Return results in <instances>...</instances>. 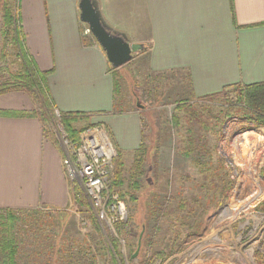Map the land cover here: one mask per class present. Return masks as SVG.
<instances>
[{"label":"rangeland","instance_id":"374dc122","mask_svg":"<svg viewBox=\"0 0 264 264\" xmlns=\"http://www.w3.org/2000/svg\"><path fill=\"white\" fill-rule=\"evenodd\" d=\"M7 1L18 9L16 0ZM81 29L85 38L91 37L84 34L85 25ZM5 55L0 70L15 73L19 62L13 48L8 46ZM108 74L114 82L111 112L86 114V119L70 124V131L89 126L105 131L114 151L107 185L118 199L124 189L112 186L118 163L126 178L134 151L144 148L135 202L123 200L126 216L118 229L102 222L82 185L67 178L65 208L40 215L0 213L2 218H18L12 234L19 264H243L238 250L241 256L251 254V264H264V118L240 100L242 91L230 89L198 101L184 91L179 75L145 69L140 52L117 69L108 64ZM194 115L203 118L205 128ZM43 124L46 137L64 156L67 133L59 114L53 111L52 120ZM191 125L196 151L185 154ZM243 158L251 163H243ZM197 161L209 163L211 174L202 173ZM224 174L230 187L223 204L215 207L213 186L220 185ZM228 237L235 241L215 254H186L205 241L216 242L211 246L217 249Z\"/></svg>","mask_w":264,"mask_h":264},{"label":"crops","instance_id":"0c3cea01","mask_svg":"<svg viewBox=\"0 0 264 264\" xmlns=\"http://www.w3.org/2000/svg\"><path fill=\"white\" fill-rule=\"evenodd\" d=\"M77 3L18 0L24 51L47 73V95L57 113H110L114 82L100 48L87 38L83 43ZM99 4L108 26L143 46L145 69L179 75L196 100L264 83V0ZM33 110L24 92L0 95V213L59 210L69 202L63 153L46 137L41 118L5 114Z\"/></svg>","mask_w":264,"mask_h":264},{"label":"trees","instance_id":"16d2710c","mask_svg":"<svg viewBox=\"0 0 264 264\" xmlns=\"http://www.w3.org/2000/svg\"><path fill=\"white\" fill-rule=\"evenodd\" d=\"M16 1L18 3V0ZM2 6L3 9L1 34L4 39V48L0 53V62L3 61L6 57L5 52L7 50V47L10 46L15 52V57L19 62V68L15 73H8L6 71V68L0 70V95L10 92H24L33 100V102L39 103L40 106L39 109H35L30 112H9L5 114L15 117L38 116L43 122L44 119L45 121H50L52 120V112L55 111V109L51 105L47 95V73L39 72L24 51L23 37L20 31L17 9L15 10L7 0H3ZM83 38L84 44H86V38H89V40L93 41L91 37ZM238 88L242 91L240 100L243 101L249 109L258 112L260 118H264V83L252 84L247 86L227 87L218 94L199 99L198 101L219 97L222 96L227 90ZM35 97L38 100L35 101ZM58 114L60 123L65 128L68 139L74 143L78 142L79 135L83 130L80 132H72L70 131V124L77 119H86L88 116L81 113ZM193 117L195 122L199 126H203L205 128L204 120L201 116L194 115ZM87 128H95V126H89ZM192 128L193 126L191 125L188 132V144L184 150L185 154H193L196 151L194 140H192V137H194ZM144 155L145 150L141 146L134 151L133 161L128 169L126 178L122 176V164L118 163L115 171V178L112 183V186L116 189H120L122 185L124 187V189L121 190V194L119 195L118 200L123 202L125 198L129 197V200L131 202H135L136 197L134 195L135 192H138L140 190V178L143 175L142 164ZM195 163L198 165V168L202 170V173H207L209 175L211 174L212 169L208 165L209 163L204 162L200 164L198 161ZM217 164L221 167V164H219V162ZM225 175L226 174L222 176L219 186H213V188L215 187L214 189H217V194L215 195L217 200L214 202L215 207L223 204L230 187V182ZM184 207L185 203L183 202V208ZM30 213L40 215L41 211L37 210ZM0 220L3 221V223L0 224V264H19V260L17 259L19 253L18 247L12 234L14 225L18 218L15 216H10L9 218L0 217ZM115 225L118 229L120 228V226H118V223H115ZM180 236L181 235L177 234L176 238H179Z\"/></svg>","mask_w":264,"mask_h":264},{"label":"built area","instance_id":"2783aa9c","mask_svg":"<svg viewBox=\"0 0 264 264\" xmlns=\"http://www.w3.org/2000/svg\"><path fill=\"white\" fill-rule=\"evenodd\" d=\"M84 34H88L87 30ZM63 144L62 164L69 181L82 185L102 222L108 225L122 222L126 216L124 204L110 194L107 185L114 151L105 131L87 128L80 133L78 142L64 136Z\"/></svg>","mask_w":264,"mask_h":264},{"label":"water","instance_id":"95a60500","mask_svg":"<svg viewBox=\"0 0 264 264\" xmlns=\"http://www.w3.org/2000/svg\"><path fill=\"white\" fill-rule=\"evenodd\" d=\"M77 10L79 22L86 26L87 32L112 69L127 64L133 54L143 50L142 45L131 44L125 34L107 25L100 10L99 0H78Z\"/></svg>","mask_w":264,"mask_h":264},{"label":"bare ground","instance_id":"6f19581e","mask_svg":"<svg viewBox=\"0 0 264 264\" xmlns=\"http://www.w3.org/2000/svg\"><path fill=\"white\" fill-rule=\"evenodd\" d=\"M113 153V151H112ZM242 157V156H241ZM243 163L245 164H250L251 162L248 161V159L246 158H243L242 159ZM261 161V160H260ZM256 162V161H255ZM251 167V166H250ZM243 170V169H242ZM258 175V174H257ZM252 179V178H251ZM237 183V182H236ZM263 190V189H262ZM254 192V191H253ZM255 193V192H254ZM253 193V194H254ZM260 194V193H259ZM246 197V196H245ZM257 197V196H256ZM249 198V197H248ZM254 200V199H253ZM259 201V200H258ZM236 203H234L235 205ZM253 206V205H252ZM236 208V207H235ZM239 209V208H238ZM241 209V207H240ZM253 209V208H252ZM233 211V210H232ZM239 213V212H238ZM225 214V213H224ZM250 215V214H249ZM226 217V216H225ZM234 217V216H233ZM231 218V216H230ZM253 219V218H252ZM230 233V232H228ZM231 235V234H230ZM234 242L235 240H232V237H228V239L223 242L222 244H219V247L217 249H214L211 245L212 244H217L216 242H211V241H205L204 243L202 244H198L196 245L194 248H196L195 250H190L188 251L186 254H190L191 252H198V253H201V252H205V253H208V254H215L214 252L216 251H221L222 249H225L227 248L229 242ZM237 243V242H236ZM238 250V249H237ZM242 257V261H243V264H251L252 263V258H251V254H248V256H241V253L239 252V250L237 251V258H241Z\"/></svg>","mask_w":264,"mask_h":264}]
</instances>
